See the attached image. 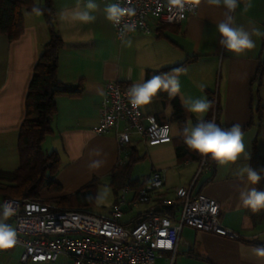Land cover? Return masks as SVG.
<instances>
[{
	"label": "crops",
	"instance_id": "crops-1",
	"mask_svg": "<svg viewBox=\"0 0 264 264\" xmlns=\"http://www.w3.org/2000/svg\"><path fill=\"white\" fill-rule=\"evenodd\" d=\"M34 2L42 6L45 0ZM85 3L86 0H53L54 27L63 39L57 76L63 83L82 82L83 90L79 95H59L56 98L53 131L46 137L44 148L49 152L56 151L60 156L61 165L55 179L63 186V191L49 192L44 188L43 200L58 204L55 198L73 195L94 178L100 181L105 175L111 178V172L122 157L115 131L96 134L92 129L101 116L107 81L121 80L131 88L133 84L145 82L147 70H160L185 62L179 75L178 98L183 95L185 98L209 100V94L214 93L221 109L219 123L228 127L236 123L242 126L246 151L251 159L241 157L236 164L223 167L216 164L213 170L203 168L201 171L197 160L182 162L176 152L180 126L171 120V104H164L159 98H153L151 104L142 107L143 121L147 123V117L153 115L169 122L170 140L151 143L133 132L127 152L129 155L135 149L142 158L150 153L152 169L143 178L153 170L163 171L165 183L160 189V193H165L163 197H174L177 187L194 184L195 192H203L216 199L220 204L222 223L239 232L241 237L230 238L185 226L176 252H164L157 259V264H264V259L253 254L258 245L264 244V210L253 213L240 205L239 190L245 188L246 181L241 183L234 176L237 168L252 165L255 154L264 156V69L260 72L264 67V37L253 35L255 47L245 54L228 52L220 45V34L216 28L225 18V9L209 5L205 0H199L197 12L189 14L179 25L154 19L151 33L136 32L119 37L113 23L105 17L104 8L109 4L108 0H95L98 5L92 13L96 17L95 22L85 24L71 19V13L83 10ZM61 13H66L64 19L60 18ZM232 15L235 25L243 26L249 32L254 28L264 32V0H251L246 11L244 0H241ZM24 22V32L16 40L10 41L0 33L2 169H16L20 164L18 140L26 115L28 88L39 55L51 35L42 11L37 14L26 10ZM128 41H131L130 45ZM125 125L123 122L121 127ZM187 126H195L192 118L188 119ZM142 146L146 150L144 155L140 152ZM96 161L101 163L93 167ZM175 174L180 176V181L173 180ZM250 187L257 188L256 185ZM135 193L133 190L129 198ZM151 206L145 204L141 208L139 205L134 210L127 208L130 216L123 221L135 224L147 215ZM6 222L14 227L12 218ZM22 253L21 245L0 249V264H22ZM25 264H72V261L62 254L55 261H29Z\"/></svg>",
	"mask_w": 264,
	"mask_h": 264
},
{
	"label": "built area",
	"instance_id": "built-area-1",
	"mask_svg": "<svg viewBox=\"0 0 264 264\" xmlns=\"http://www.w3.org/2000/svg\"><path fill=\"white\" fill-rule=\"evenodd\" d=\"M108 3H119L126 10L119 25L112 22L119 37L136 32L151 33L154 19L179 25L199 8L196 0H180L179 4L171 0H108ZM125 25L133 26L132 30L125 29ZM129 89L121 80L106 82L101 116L92 128L96 134L115 131L122 155L119 163L128 157L133 132L151 143L171 138L168 123L159 122L153 115L144 123L142 108H133L129 103ZM123 122L126 125L121 127ZM206 165L204 159L200 171ZM144 180V185L131 198V186L123 187L107 215L41 200L4 197L1 205L10 201L16 209L10 218L17 232L16 245L23 247L22 264L55 261L62 254L72 264H157L164 252H176L185 226L230 238L241 237L239 232L222 223L219 202L203 192H195L194 184L177 187L174 197H160L165 173L153 170ZM142 203L152 204L147 215L133 225L125 223L127 208L134 210ZM164 209L167 215L162 212Z\"/></svg>",
	"mask_w": 264,
	"mask_h": 264
},
{
	"label": "trees",
	"instance_id": "trees-1",
	"mask_svg": "<svg viewBox=\"0 0 264 264\" xmlns=\"http://www.w3.org/2000/svg\"><path fill=\"white\" fill-rule=\"evenodd\" d=\"M34 8L43 12L50 26L51 35L39 55L28 88L26 115L20 128L18 140L20 164L16 169L0 168V196L2 199L17 197L51 202L43 200L42 191L44 188L50 192L63 191V186L55 179V175L60 169L61 159L56 151L49 152L44 148V141L53 131V121L57 113L56 98L59 95H79L83 90V84L82 82L63 83L58 79L59 49L63 45V39L54 27L53 0H45L42 6L36 5L34 0H0V33L6 35L10 41L20 38L25 29L24 12L26 10L33 11ZM184 64L185 62L160 70H147L145 82L154 76L174 74L173 70L182 69ZM262 68L264 69V67L260 68L261 73ZM154 98L161 99L164 104H171L173 108L171 120L177 122L181 130L176 144L178 157L182 159V162L192 159L201 164L205 158L190 150L183 140V128L187 126L188 119L192 118L194 125L197 123V119L183 108L178 96L174 98L161 91ZM209 100L213 102V106L204 119L214 120L219 126L228 127L219 123L221 109L214 93L209 94ZM158 121L169 124V122L160 119ZM139 159L142 157L137 155L136 150H131L127 159L118 163L111 172L110 185L116 196L115 202L119 192L126 185L131 186L136 192L135 195L144 185V178L132 176L133 167ZM205 161L208 169L215 168V162L210 159H205ZM251 164V167L260 172L262 176L261 181L256 185L257 189L264 191V156L255 154ZM100 184L99 178H94L73 195H62L55 198V201L64 208L89 210V207L96 201ZM163 194L165 193L161 192L159 196L161 197ZM157 200L162 201L161 198ZM162 212L168 214L165 209Z\"/></svg>",
	"mask_w": 264,
	"mask_h": 264
},
{
	"label": "clouds",
	"instance_id": "clouds-1",
	"mask_svg": "<svg viewBox=\"0 0 264 264\" xmlns=\"http://www.w3.org/2000/svg\"><path fill=\"white\" fill-rule=\"evenodd\" d=\"M174 4H179L180 0H171ZM198 3L199 0H196ZM209 5L223 6L225 9V18L216 25L219 32V43L228 52L242 55L246 51L255 47L253 35L264 37V32L258 28H254L251 32L247 31L243 26L235 25L232 13L239 7L241 0H205ZM245 11L251 6V0H244ZM98 5L95 0H86L83 10H75L71 13V19L78 20L82 23L95 22L96 17L92 13L97 10ZM40 9L34 8L33 12L39 14ZM126 10L119 3L107 4L104 8L105 17L108 21L119 25L121 18L125 15ZM66 13H61L60 18L64 19ZM133 26L125 25V29L132 30ZM123 32V30H122ZM129 45L131 41L127 42ZM181 69H174V74H162L154 76L150 80L141 84H133L127 92L129 103L133 108H142L152 103L153 98L161 91L168 93L171 97L180 94L179 75ZM203 88V85H199ZM181 105L188 112L193 113L197 117L195 126H186L183 128V140L185 145L192 151L198 153L205 159H210L218 166H227L236 164L243 157L250 160L251 156L246 151L244 143V134L242 126L238 123L231 127H221L214 120L203 119L204 114L208 113L213 106V102L207 98L192 97L185 98L180 95ZM101 162H93V167L99 166ZM234 176L238 181L246 186L243 190H239V203L245 208L250 209L253 213L264 210V191L258 190L256 187L262 176L260 172L253 169L249 164L237 168ZM0 249H11L17 243V232L6 221L15 214V206L12 202L6 201L0 205ZM253 254L264 259V244L258 245Z\"/></svg>",
	"mask_w": 264,
	"mask_h": 264
},
{
	"label": "rangeland",
	"instance_id": "rangeland-1",
	"mask_svg": "<svg viewBox=\"0 0 264 264\" xmlns=\"http://www.w3.org/2000/svg\"><path fill=\"white\" fill-rule=\"evenodd\" d=\"M140 152L142 155L146 153L145 148L142 146L140 147ZM152 169V160L150 153L147 154L146 157L139 159L136 161L132 175L133 177H140L143 178L147 174L150 173ZM173 180L180 181V176L175 174L173 177ZM101 184L98 187V195L96 198L95 203L89 207V211L98 214V215H106L110 211V207L113 204L115 200V193L113 191L112 186L110 185V177L108 175L102 176ZM47 191H49L47 189ZM50 192V191H49ZM2 202V197L0 196V204ZM145 204H140V207L143 208ZM130 216V213L125 214V219ZM123 218V219H124Z\"/></svg>",
	"mask_w": 264,
	"mask_h": 264
}]
</instances>
